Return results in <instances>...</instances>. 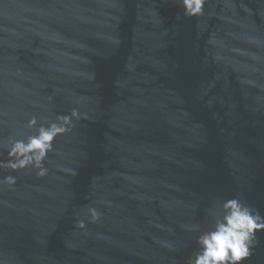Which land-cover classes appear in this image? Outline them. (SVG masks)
<instances>
[{
  "label": "water",
  "instance_id": "water-1",
  "mask_svg": "<svg viewBox=\"0 0 264 264\" xmlns=\"http://www.w3.org/2000/svg\"><path fill=\"white\" fill-rule=\"evenodd\" d=\"M234 197L264 216V0H0V264H190Z\"/></svg>",
  "mask_w": 264,
  "mask_h": 264
},
{
  "label": "clouds",
  "instance_id": "clouds-1",
  "mask_svg": "<svg viewBox=\"0 0 264 264\" xmlns=\"http://www.w3.org/2000/svg\"><path fill=\"white\" fill-rule=\"evenodd\" d=\"M205 2L180 0L186 16L202 14ZM36 123L35 117L29 121L30 126ZM63 130L56 123H51L49 126L42 125L38 133L27 140H16L10 155L15 156L17 162L12 163L11 167L35 164L41 169L38 174L43 175L45 170L41 167L42 161L52 148L54 137ZM6 179L14 182L12 177ZM213 215L214 227L198 235L199 251L194 254L190 264H243L258 243L257 230H264V216L237 197L224 200L219 211Z\"/></svg>",
  "mask_w": 264,
  "mask_h": 264
}]
</instances>
